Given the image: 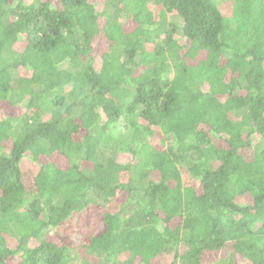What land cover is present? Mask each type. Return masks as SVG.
Wrapping results in <instances>:
<instances>
[{
	"label": "trees",
	"instance_id": "1",
	"mask_svg": "<svg viewBox=\"0 0 264 264\" xmlns=\"http://www.w3.org/2000/svg\"><path fill=\"white\" fill-rule=\"evenodd\" d=\"M1 104L0 264H264V0H0Z\"/></svg>",
	"mask_w": 264,
	"mask_h": 264
},
{
	"label": "rangeland",
	"instance_id": "2",
	"mask_svg": "<svg viewBox=\"0 0 264 264\" xmlns=\"http://www.w3.org/2000/svg\"><path fill=\"white\" fill-rule=\"evenodd\" d=\"M223 9L230 8V4L220 5ZM226 9V10H227ZM108 48L107 42L99 37L94 41V55L99 56L102 52L106 51ZM21 112L19 108L10 107L5 104L0 105V116L4 117L6 115L12 114L17 115ZM163 134L159 131L156 133L153 141L158 147L162 146ZM126 160V159H123ZM47 162H56L61 166L66 165V160L63 158H58L55 155L47 158L42 157L39 160L40 164H45ZM24 181L27 182L30 180L34 173L37 171V166L31 162L26 161L24 163ZM30 178V179H29ZM108 207H89L83 212L74 214L66 223L54 229L49 235V239L58 243L68 241L74 248H80L84 243H86L89 236L99 233L102 230V214L106 212ZM229 251L224 249L220 252L207 253L204 256L205 263H215L223 264L224 261H228Z\"/></svg>",
	"mask_w": 264,
	"mask_h": 264
}]
</instances>
